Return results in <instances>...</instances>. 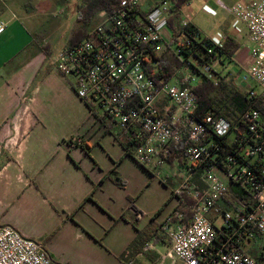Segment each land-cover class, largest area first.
I'll list each match as a JSON object with an SVG mask.
<instances>
[{"label":"built area","instance_id":"obj_1","mask_svg":"<svg viewBox=\"0 0 264 264\" xmlns=\"http://www.w3.org/2000/svg\"><path fill=\"white\" fill-rule=\"evenodd\" d=\"M182 7L179 23L186 27ZM176 11L173 0H114L82 39L56 54L55 69L74 80V94L91 115L137 142L132 153L137 164L161 169L181 151V161H173L181 177L172 194L181 198L178 205L183 196L192 204L189 216L177 209L161 226L171 255L182 264H262L243 245L258 236L264 254V0L229 10L247 29L248 74L260 90L241 85L248 105L240 117L244 130L236 133L208 112L195 117L190 58L168 80L156 75L152 58L164 49L163 32ZM5 29L0 20V36ZM229 186L244 198L228 203ZM0 264L57 263L35 241L0 226Z\"/></svg>","mask_w":264,"mask_h":264},{"label":"crops","instance_id":"obj_2","mask_svg":"<svg viewBox=\"0 0 264 264\" xmlns=\"http://www.w3.org/2000/svg\"><path fill=\"white\" fill-rule=\"evenodd\" d=\"M17 1L0 0L6 24L0 36V226L38 243L57 264H113L114 255L123 256L122 264H137L140 254L154 260L158 244L170 253L161 226L178 208L172 194L177 181L156 174L177 171L175 159L161 169L147 168L126 155L120 144L126 133L91 115L74 94V80L55 69V56L69 46L73 32L55 49L44 31L48 23H34L24 10L28 5ZM192 6L198 11L216 6L191 0L182 7L181 18L201 35L188 10ZM233 17L231 33L224 31L219 44L204 37L215 45L236 42L231 70L246 73L251 44L246 27ZM165 32L169 37V29ZM147 242L152 249L143 251Z\"/></svg>","mask_w":264,"mask_h":264},{"label":"trees","instance_id":"obj_3","mask_svg":"<svg viewBox=\"0 0 264 264\" xmlns=\"http://www.w3.org/2000/svg\"><path fill=\"white\" fill-rule=\"evenodd\" d=\"M173 1H175L177 11L168 21V29L170 31L169 44L164 46L161 54L152 58L157 62L156 75L162 80H168L180 63L178 59L180 56L184 60L188 58L195 60L201 67L210 65L216 59L220 62L225 59L230 63V58L237 50L238 44L228 39L220 45H215L205 37H202L192 25L188 24L186 27H181L178 10L187 3V0ZM113 2L114 0H81V5L77 8L76 21L89 24L93 17H97L99 12L109 9ZM90 28L83 29L79 26L73 31L69 43L72 44L82 39ZM172 45H175L174 51L170 50ZM192 70L196 75L200 76L199 82L193 88L197 101L195 117H200L203 113L208 112L214 117L224 119L232 127H235L233 129L235 133L242 132L244 126L240 122V117L248 105L245 92L231 84L228 80V73L223 76L218 74L217 78L212 80L197 70L193 68ZM260 113L264 119V110L260 109ZM120 144L125 154L129 156H132L137 146V142L131 138L129 140L125 138V140L120 141ZM181 155L182 153L179 150L178 155L171 156L169 161L175 157L181 161ZM196 183L199 186V183ZM236 198L243 199L244 196L236 187L229 186L226 201L229 203ZM177 200L181 201V198ZM182 200L184 202L178 205L177 209L189 216V208L192 202L185 196L182 197ZM262 258H264V254H261L260 259Z\"/></svg>","mask_w":264,"mask_h":264},{"label":"rangeland","instance_id":"obj_4","mask_svg":"<svg viewBox=\"0 0 264 264\" xmlns=\"http://www.w3.org/2000/svg\"><path fill=\"white\" fill-rule=\"evenodd\" d=\"M221 1L224 5L218 4L216 0H207V2L214 3V6H216L215 10L206 7L204 8V10L198 11V9H194L193 6L188 9L190 13L195 17L194 23L200 30L201 36L208 37L215 44H219L221 42L223 35H225L224 31H226V33H231V30L233 29V21L235 19L233 16L230 15V13H228V11L234 6H230V4L227 3L225 0ZM17 3L20 6H23L25 4L28 5L26 8H24V10L29 13L30 18L34 21V23H48L44 31H49L47 36L49 37L50 45L55 49H60L68 41L71 33L76 30L79 26L83 29H86L96 25L99 21L96 16L93 17L89 24H83L82 21L80 23L76 21L77 8L81 5V0H18ZM190 3L191 1L189 2V4ZM189 4L185 5V7H187ZM10 7L12 8L11 12H14L16 15H19L21 17L16 4L12 3L10 4ZM9 13H6L5 18L10 16ZM223 14H225L226 17H224L221 21V16H223ZM222 27L226 30H223ZM163 34L166 35V32H163ZM169 41L170 35L169 37L165 38V45H168ZM174 49L175 45L170 46L171 51H174ZM161 53L162 51L160 52V54ZM178 59L180 63L178 64L174 72L178 69L179 66H181V62L184 60L182 56H180ZM189 64L191 65V68L189 69L193 68L199 73L211 78L212 80L217 78L218 74L223 76L229 72L228 80L237 88L243 90L241 87V85H243V87L247 89H253L258 93L260 91L257 84L249 76L248 72L245 73L241 68H235L234 71H232V64L225 59L222 60V62L216 59L210 65L201 67L197 64L195 60L190 58ZM191 74L195 77L196 82L194 86H196V84L200 80V76L196 75L193 71ZM160 101L163 100L161 99L159 100V102ZM167 164L165 166H167ZM156 175L160 178H165L167 176L171 177V181L175 183L176 181L178 183V180L181 177L176 170H172V173L168 174H166L165 171H159V173H157ZM175 175L177 178H175ZM218 176L220 177L221 175L218 173ZM221 223V218H217L215 221V226L219 227ZM262 246V239L258 236L243 245L244 249L250 257L257 259L260 263L264 264V258L260 259L263 250ZM168 251L169 250L165 246L158 244L152 252V254L155 256L154 260L150 261L146 257V255L140 254L137 256V264H182L173 255L168 253ZM110 258L111 257H109V259ZM122 259L123 256L121 257L114 255L113 264H122Z\"/></svg>","mask_w":264,"mask_h":264}]
</instances>
